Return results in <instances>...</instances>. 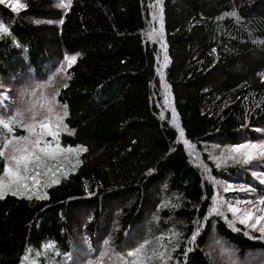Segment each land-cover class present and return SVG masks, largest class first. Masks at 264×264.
<instances>
[{
    "label": "trees",
    "instance_id": "obj_1",
    "mask_svg": "<svg viewBox=\"0 0 264 264\" xmlns=\"http://www.w3.org/2000/svg\"><path fill=\"white\" fill-rule=\"evenodd\" d=\"M19 2L0 3L11 33H0V118L19 110L25 121L4 139L28 136L30 101L54 99L51 137L76 161L40 198L0 193V264L29 254L38 264H120L114 253L144 239L148 250L167 245L168 264H219L220 248L237 264H264L260 232L210 211L220 180L252 188L237 197L263 195L264 158L216 165L209 155L264 139V0ZM3 141L0 176L11 154Z\"/></svg>",
    "mask_w": 264,
    "mask_h": 264
},
{
    "label": "snow or ice",
    "instance_id": "obj_2",
    "mask_svg": "<svg viewBox=\"0 0 264 264\" xmlns=\"http://www.w3.org/2000/svg\"><path fill=\"white\" fill-rule=\"evenodd\" d=\"M4 0H0V3H3ZM13 10L22 9L25 7L23 3H20L19 0H10L9 5ZM64 6L63 0H61L60 5ZM226 15L235 16L236 12L233 10L230 13H226ZM0 33L3 34H11L9 27L5 25V23L0 22ZM15 42V41H14ZM215 51V49L213 50ZM65 59L70 60L71 62L75 61V56L65 57ZM60 71V69H58ZM264 79V76L261 77ZM50 77V81H51ZM2 87V85H0ZM42 87V86H41ZM3 93H0V96H3ZM49 103H54V99H50ZM27 111L32 112V123L22 124L27 132L31 135L35 133V126L38 125L42 130L40 134L36 135L35 140L29 139V136L24 137H13L10 141L5 138L3 143L5 147L11 148V154L9 156V163L4 164L3 173L4 177L7 178V185L5 184L4 179H0V193L3 192L4 188L7 186L9 190H11L14 185L17 191H13V195L23 194L21 191L28 189L29 187L35 188L37 184L40 183L39 177L40 173L35 171L40 167L44 166V157L53 158L56 153L51 151L52 145L48 142H44L43 146H41V140L44 133H48L51 135H56L54 131H52V126L50 123L44 121H37L35 119L36 113L30 108ZM50 111H54V109H50ZM67 115L66 106L65 111L63 113ZM17 117L23 118V114L18 110L12 116L7 118H0V129L5 130V133H11L13 131V125L19 123ZM48 117H45L47 120ZM58 120H62V117H57ZM261 131V130H257ZM22 142V143H21ZM80 148V146H77ZM227 151V155H224V151ZM222 151V158L227 161L231 159L234 163L240 164H249L252 160L257 158H264V139L262 140H246L242 143H235L231 145H225ZM5 155L4 148H0V156ZM31 172V174H30ZM254 176L257 173H253ZM31 180L33 183L29 185L27 181ZM54 183H58V180H54ZM261 183H264V178L261 179ZM233 190L232 185H227L223 188V191L227 192ZM239 191H252L251 187L242 186ZM31 199V196L28 197ZM40 198V197H37ZM165 202L162 201V204ZM240 205H244L241 207ZM174 206V205H173ZM158 208L160 205L157 206ZM232 213L234 219H238L240 223L246 224L248 227L257 229L261 232V238H264V195H259L256 198V201L252 200H238L236 204L228 203L223 197L217 196V198L213 201L210 211L217 215L223 217V210ZM226 220L227 218L224 217ZM91 219V217H90ZM230 225L232 222L229 221ZM259 226V227H258ZM203 228V224H200L197 229L193 231V235L189 237L190 240L195 241L200 234V230ZM233 230L235 227L233 226ZM247 234V233H246ZM172 238H178L180 233L171 232ZM164 238V233H161L160 236L156 237L157 241H161ZM218 245L221 244L219 240L215 241ZM150 243L149 239H144L137 243L135 247L128 248L126 253H114L117 257L120 264H154V262L159 261V264H168V261L171 260L170 251H165L167 245L158 244L157 248L148 250L147 245ZM104 244L106 246L110 245V240L105 239ZM52 246V242H49V245L46 247ZM173 247L171 251H174ZM190 250V249H189ZM187 252H185V256ZM91 264V262H89Z\"/></svg>",
    "mask_w": 264,
    "mask_h": 264
},
{
    "label": "rangeland",
    "instance_id": "obj_3",
    "mask_svg": "<svg viewBox=\"0 0 264 264\" xmlns=\"http://www.w3.org/2000/svg\"><path fill=\"white\" fill-rule=\"evenodd\" d=\"M0 22H3L2 19H0ZM23 89L25 90V88H22V90H19V88L15 89L16 91H18V95L21 94L22 95V91ZM16 94V93H15ZM19 100V99H18ZM20 102V100H19ZM31 103V109L37 114L35 116V119L37 121H44V122H47L48 123V120H45L44 117H54L57 115V112H56V107H55V102L54 103H51L50 106H43V105H39V103L37 102V100H33L30 101ZM50 109H54V111H50ZM30 113V111H28ZM28 113V115H29ZM41 113V114H40ZM32 114V112L30 113V115ZM42 116V117H41ZM32 117V116H31ZM17 120L22 123V121H25V118L23 117L22 119L20 117H17ZM31 120V118H30ZM38 125H36L37 127ZM38 128V127H37ZM22 130L24 132H27V130L25 128H22ZM42 130H40L38 128V130L36 131L37 134H40ZM9 134H12L9 133ZM28 136H31L29 133H28ZM36 136V135H34ZM4 137H5V132L4 131H0V141H3L4 140ZM44 142H48L49 144L52 145V148H51V151L55 152L56 155L53 157V158H47V157H44V166L40 167L39 169H36L35 171H38L40 173V177H39V180H40V183L37 184L35 186V188H31L29 187L28 189L26 190H21L23 192V194H19V195H25L26 196H36V197H39V196H42L43 193H44V189L45 187L52 183L54 180H57L58 177L62 174H64L65 172H67L69 170V168L71 167L72 164H74V162H70L69 160V156H67V153L70 152L71 148H68V147H65V146H60L58 143H56V141L51 137V134H48V133H44L43 136H42V143L44 144ZM43 144L41 146H43ZM224 146L225 145H222V146H219L218 144H215L213 145L211 148H210V158L213 162H215L216 165H221V164H224V163H232L233 161L231 159H228L227 161H225L223 158H222V149H224ZM11 151V149L9 150ZM8 152V151H7ZM10 153V152H9ZM224 155H227V151L225 150L224 151ZM10 156V154L7 155V157ZM77 159V158H76ZM10 162L9 160V157H8V163ZM31 174V172H30ZM261 176H264V173H261ZM0 179H4L5 180V184L7 185V178L4 177V173L1 174L0 176ZM27 183L29 185H31L33 182L31 180L27 181ZM227 185H232V189L233 190H230V191H227V192H224L223 191V188ZM242 186L244 187H249L248 184H245V183H242V182H239V181H228V180H220V189H221V192H222V197L228 202V203H231V204H236V202L238 200L240 201H244V200H252V201H256V198H241V197H237L239 194V190H236V189H239L241 188ZM7 189L9 192H13V191H17L16 187L13 185L11 190H9V188L6 186L4 188V190ZM242 192H248V191H242ZM264 195V194H263ZM241 207H244V205H240ZM227 211V210H226ZM228 212V215L233 218L232 216V213L227 211ZM234 219V218H233ZM239 222L238 219H235ZM245 227L251 229V230H255L257 232H260L257 229H254V228H251V227H248L246 224H243ZM259 227V226H258ZM172 231H175L174 229H172ZM261 233V232H260ZM210 246H212L213 244H215V240L211 239V242H210ZM47 247H42V250L41 251H38V254L39 255H43L42 253L46 252L47 251ZM29 256L30 258V254L27 255ZM26 256L25 258V261H24V264H38V261L36 260V258L38 257L37 256H34L32 259H28V257ZM232 254L227 251L226 249L224 248H220L219 250L217 249V252L215 253V258L217 260V262L219 264H237L235 263L232 259ZM248 264V263H246Z\"/></svg>",
    "mask_w": 264,
    "mask_h": 264
},
{
    "label": "bare ground",
    "instance_id": "obj_4",
    "mask_svg": "<svg viewBox=\"0 0 264 264\" xmlns=\"http://www.w3.org/2000/svg\"><path fill=\"white\" fill-rule=\"evenodd\" d=\"M255 160V159H254ZM259 161V160H258ZM247 166V165H246ZM252 189V188H251ZM219 192H221V191H219ZM225 192V191H224ZM248 251V250H247ZM236 254V253H235ZM245 254V253H244ZM239 255V254H238ZM241 258V257H240Z\"/></svg>",
    "mask_w": 264,
    "mask_h": 264
}]
</instances>
